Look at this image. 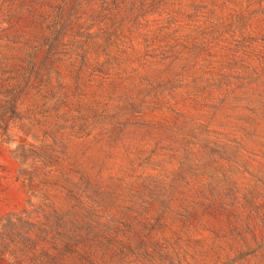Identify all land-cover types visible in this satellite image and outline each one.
I'll list each match as a JSON object with an SVG mask.
<instances>
[{
  "label": "rangeland",
  "instance_id": "obj_1",
  "mask_svg": "<svg viewBox=\"0 0 264 264\" xmlns=\"http://www.w3.org/2000/svg\"><path fill=\"white\" fill-rule=\"evenodd\" d=\"M0 264H264V0H0Z\"/></svg>",
  "mask_w": 264,
  "mask_h": 264
}]
</instances>
